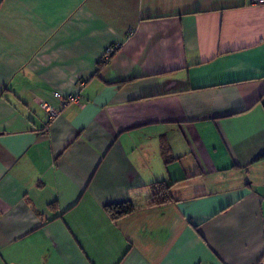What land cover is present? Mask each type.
Segmentation results:
<instances>
[{"label": "crops", "instance_id": "obj_1", "mask_svg": "<svg viewBox=\"0 0 264 264\" xmlns=\"http://www.w3.org/2000/svg\"><path fill=\"white\" fill-rule=\"evenodd\" d=\"M263 255V3L0 0V264Z\"/></svg>", "mask_w": 264, "mask_h": 264}, {"label": "trees", "instance_id": "obj_2", "mask_svg": "<svg viewBox=\"0 0 264 264\" xmlns=\"http://www.w3.org/2000/svg\"><path fill=\"white\" fill-rule=\"evenodd\" d=\"M113 56V55H112ZM111 56V57H112ZM102 62H107L102 58V61H99V68L103 65ZM169 185L165 183H156L152 185L153 200L155 203H164L171 199L169 192ZM104 209L107 213L111 215L112 218H119L134 212L136 206L131 201H125L121 203L107 204L104 206Z\"/></svg>", "mask_w": 264, "mask_h": 264}, {"label": "built area", "instance_id": "obj_3", "mask_svg": "<svg viewBox=\"0 0 264 264\" xmlns=\"http://www.w3.org/2000/svg\"><path fill=\"white\" fill-rule=\"evenodd\" d=\"M254 3H259V4H264V0H252ZM119 48L118 45L115 44H110L107 45L104 55H103V59L105 61H108L111 59V56L117 51V49ZM77 104V105H81L82 104V99L80 96V93H75V94H70L64 98H62V106L61 107H65L69 104ZM43 109L47 112L48 116H49V120L52 121L54 120L56 117H58L60 115V110L58 108H55L54 106L48 104V103H44L42 105ZM259 264H264V255L260 261Z\"/></svg>", "mask_w": 264, "mask_h": 264}]
</instances>
